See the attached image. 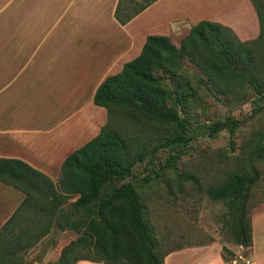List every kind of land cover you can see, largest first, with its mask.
<instances>
[{
    "label": "rangeland",
    "instance_id": "obj_1",
    "mask_svg": "<svg viewBox=\"0 0 264 264\" xmlns=\"http://www.w3.org/2000/svg\"><path fill=\"white\" fill-rule=\"evenodd\" d=\"M113 3L114 0H0V85H12L13 76L24 66V76L41 77L43 72L45 82L66 85L65 80L71 75L63 71L66 66L60 60L52 65L43 64V53L60 47L66 50L63 42L66 38L57 36L82 32L87 28L82 25L84 20H95L92 23L103 26L106 32L120 34ZM174 30L172 42L180 47L183 29L175 27ZM257 50L264 55L263 46H257ZM26 53L36 55L34 60L26 61ZM197 56L184 57L183 67L175 76L164 77L168 86L180 90L186 103L187 143L161 148L152 158L148 154L137 158L131 165L132 176L127 180L133 179L137 184L159 255L166 258L174 251L211 245L222 248V255L228 257L237 244L233 241L235 229L229 222V208L223 201L214 199L208 190L224 183L229 174L254 167L258 177L249 191L247 208L257 234L254 247L252 243L247 251L264 262V154L259 159H253L252 155L255 145L264 139V61H259V56L253 58L256 63L253 72L262 80V93L258 94L242 76L217 81L211 72L202 68ZM36 81L42 85V78ZM78 86L73 85L81 92ZM27 87L22 93L16 89L13 95L0 100V113L5 112L7 104L20 112L22 105L31 99V92L32 99H43L40 109H46L48 98L44 92L30 89L31 85ZM72 107L66 103L57 112H51L48 119ZM119 116L120 119L115 116L112 126L120 128L132 149H135L137 134L142 135L136 145L149 144L169 133L168 127L159 123L142 124L125 113ZM229 117L239 120L233 137L235 149L231 148L226 131L210 136L205 127L209 121ZM145 176L150 177L148 183L142 182ZM85 253L96 258L104 256L91 251Z\"/></svg>",
    "mask_w": 264,
    "mask_h": 264
},
{
    "label": "trees",
    "instance_id": "obj_2",
    "mask_svg": "<svg viewBox=\"0 0 264 264\" xmlns=\"http://www.w3.org/2000/svg\"><path fill=\"white\" fill-rule=\"evenodd\" d=\"M155 1L119 0L115 17L125 24ZM251 1L260 21L257 38L242 41L230 27L209 20L193 25L180 47L168 35L150 34L140 54L99 85L94 103L107 109L108 121L99 134L70 153L62 166V184L71 192L81 194L65 212V222L79 235L62 249L57 261L47 264H76L82 259L108 264H165V255H159L157 240L146 221L137 184L133 179L127 180L132 176L131 165L144 154L152 158L161 148L187 143L186 103L177 87L164 82L165 76L173 77L183 67L184 57L198 55V63L217 81L242 76L258 94L262 93V80L253 72L256 69L253 58L259 56V61H264V55L257 50V46L264 47V0ZM122 113L142 124L159 123L168 127L169 133L149 144L136 145L142 135L137 134L135 149H132L120 128L112 126L115 116L120 119ZM238 124L239 120L229 117L209 121L205 127L210 136L226 131L231 148L235 149L233 137ZM263 154L264 139L255 145L253 159H259ZM34 175L46 177L22 160L0 158V181L25 190L27 184L35 180ZM257 177L258 171L254 167L242 169L229 174L220 186L208 190L214 199L228 206L229 222L235 229L233 241L245 247L253 243L247 198ZM117 181L121 183L117 184ZM149 181V176L142 180L143 183ZM9 223L0 231V248L4 244L1 234ZM86 251L104 256L92 257ZM7 256L4 262L15 259ZM223 257L227 259L225 255ZM0 264L5 263L0 260Z\"/></svg>",
    "mask_w": 264,
    "mask_h": 264
},
{
    "label": "crops",
    "instance_id": "obj_3",
    "mask_svg": "<svg viewBox=\"0 0 264 264\" xmlns=\"http://www.w3.org/2000/svg\"><path fill=\"white\" fill-rule=\"evenodd\" d=\"M118 1L113 3L114 17ZM114 19L120 34L106 32L103 26L92 23L95 20H84L81 23L87 28L82 32L57 36L66 38L63 41L66 50L60 47L43 53V64L52 65L60 60L66 66L63 71L71 74L65 80L66 85L45 82L43 72L41 77L24 76L25 66L13 76L12 85H0L1 102L16 89L22 93L27 85L42 90L48 98L47 108L40 109L43 99H32L31 92V99L22 105L20 112L7 104L5 112L0 113V158L22 160L46 176L34 175L35 180L25 190L0 181V231L10 221L1 234L4 244L0 260L5 264L55 262L62 249L78 237L77 230L65 222V212L81 194L62 184L63 163L107 123V109L94 103L95 92L107 76L120 72L127 61L140 54L148 35H168L173 40L174 31H178L174 28L180 27L183 39L201 20L230 27L242 41L253 40L260 34L259 16L251 0H157L125 24ZM94 26L97 28L92 30ZM35 56L26 53L24 58L29 62ZM36 78H42V85ZM73 85H79L82 91L75 90ZM66 103L73 107L48 119L51 112H57ZM76 216L74 213L73 218ZM252 228L254 247L257 229L253 225ZM7 255L15 259L4 262ZM76 264L108 263L82 259ZM165 264H225V259L222 248L195 245L186 251L169 253Z\"/></svg>",
    "mask_w": 264,
    "mask_h": 264
},
{
    "label": "built area",
    "instance_id": "obj_4",
    "mask_svg": "<svg viewBox=\"0 0 264 264\" xmlns=\"http://www.w3.org/2000/svg\"><path fill=\"white\" fill-rule=\"evenodd\" d=\"M236 249L225 260V264H264L257 260L254 255L247 251V247L236 244Z\"/></svg>",
    "mask_w": 264,
    "mask_h": 264
}]
</instances>
